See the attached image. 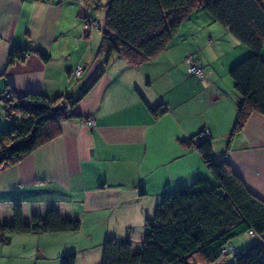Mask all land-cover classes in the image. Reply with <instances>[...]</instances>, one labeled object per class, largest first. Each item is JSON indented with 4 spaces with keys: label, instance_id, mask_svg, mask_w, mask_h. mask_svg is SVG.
<instances>
[{
    "label": "crops",
    "instance_id": "0c3cea01",
    "mask_svg": "<svg viewBox=\"0 0 264 264\" xmlns=\"http://www.w3.org/2000/svg\"><path fill=\"white\" fill-rule=\"evenodd\" d=\"M83 7L77 0H0V97L7 89L76 97L102 69L71 108L79 116L60 119L57 137L0 168V220L9 219L12 204L19 203L25 219L54 207L62 216L79 218L80 228L75 235L14 233L0 244L7 264H59L66 251L75 253L74 264H88L106 237H123L127 230L137 249L159 196L209 177L196 148L180 143L201 129L213 158L226 157L248 190L264 200V116L251 112L228 138L237 102L224 69L230 60L214 58L204 71L192 59L204 77L191 74L183 60L190 34L181 24L179 41L152 59L132 65L112 55L103 66L100 32L82 30ZM216 30L215 37L221 33ZM12 45L36 46L49 59L30 53L7 64ZM77 66L82 72L72 78L69 72ZM159 104L162 112L155 118L149 107ZM7 122L0 101V127Z\"/></svg>",
    "mask_w": 264,
    "mask_h": 264
},
{
    "label": "trees",
    "instance_id": "16d2710c",
    "mask_svg": "<svg viewBox=\"0 0 264 264\" xmlns=\"http://www.w3.org/2000/svg\"><path fill=\"white\" fill-rule=\"evenodd\" d=\"M81 1L90 7L101 0ZM194 9L208 12L213 22L249 51L228 68L237 96L230 139L251 112L264 116V0H105L98 52L103 66L112 55L140 65L171 44ZM85 16L89 15L82 18ZM95 26L99 28V24ZM30 53L43 61L49 59L36 46L12 45L7 64L23 61ZM101 72L102 69L76 97H49L38 91L16 95L7 89L12 93L8 99L2 98L8 122L0 127V168L21 161L57 137L61 131L59 120L79 116L71 108ZM160 106L149 107L153 117L161 114ZM199 132L180 143L196 148L209 177H197L189 184L163 192L153 213L144 220L137 249H133L130 230L123 237H106L101 243L99 264H218L224 260L231 264H264V200L248 190L226 157L218 161L213 158L208 134L195 140ZM79 228V218L62 216L54 207L31 213L25 219L21 205L13 203L11 217L0 220V244H7L14 233L77 232ZM246 238L257 240L249 246L238 243ZM58 259L59 264H74L75 253H64Z\"/></svg>",
    "mask_w": 264,
    "mask_h": 264
},
{
    "label": "rangeland",
    "instance_id": "374dc122",
    "mask_svg": "<svg viewBox=\"0 0 264 264\" xmlns=\"http://www.w3.org/2000/svg\"><path fill=\"white\" fill-rule=\"evenodd\" d=\"M77 1L80 2L84 6L83 8L86 11L85 15H89L90 18L94 19L96 21V23L99 24V28L98 27L96 28L95 26L92 27V28H94L93 30L96 31V33H99L100 32L99 30L103 24L105 0H101L97 6L93 5L90 7H85L83 1H81V0H77ZM200 1H203V0H200ZM82 20H84V18H82ZM182 26L190 34V36L187 39L188 42H186L187 51L183 55L184 56L183 60L186 61L185 56L190 57L191 60L192 59L194 61L197 60L196 62H199V64L204 69V71H206L207 69H209L211 67V63L214 61L213 60L214 58H218L220 56H223V62H227L228 60H230L228 63H224V64H228L224 68L227 72L228 68L232 64H234L235 62H237L241 58L245 57L246 54H248V52H249L246 46H244L243 44H240V42H238L235 38H231L232 36H230L228 33L223 32L224 31V30H222L223 28L218 23L213 22L210 15L208 14V12H206L203 9H198V10L194 9V10L190 11L187 14V17H185V19L183 20ZM87 27H89V26H87ZM217 28L220 30L221 33H218L217 36L215 37V34L217 32V30H216ZM84 31H86V30L84 29ZM177 37L174 38L173 42L176 39L177 40L175 42L179 41V39ZM231 39H233L232 42H230ZM180 45H183V44H177V48H179ZM240 49H243V51H244L243 54L242 53L239 54ZM184 52H185V49H184ZM226 53H230V54H226ZM241 54H242V56H240ZM232 57H233V59L231 60ZM214 65L216 66V64H214ZM187 68H188V64H187ZM76 71L78 72L77 76H79L82 72L81 67L77 66L76 68L72 69L69 72V74L72 76L73 75L75 76ZM204 71H203V73H204ZM220 72H221V70H220ZM227 76L229 77L228 74H227ZM226 79L229 83H231L230 78H226ZM10 91L9 92H8V90L3 91L2 96L0 97V101H1L2 105L6 106V104L4 102H2V101H4V100H2V98L3 99L10 98V95L12 93ZM3 114H4V112H3ZM4 116H5V114H4ZM71 234L75 235L72 232H69V235H71ZM256 240L257 239H254V238H249V239L246 238V239H241L239 242H241L242 245L249 246L251 243L255 242ZM92 246H95V244ZM237 247H239V246L237 245L236 247H233V248L236 250V249H238ZM99 249L101 250V248H99ZM67 253H69V252L66 251L65 254H67ZM93 253H95V252L92 250L88 264H99L98 259L100 257V254L99 253L93 254ZM97 254H98V258L96 259ZM7 262H4V261H2V259H0V264H7ZM218 264H231V263H230V260H224L220 263L218 262Z\"/></svg>",
    "mask_w": 264,
    "mask_h": 264
},
{
    "label": "built area",
    "instance_id": "2783aa9c",
    "mask_svg": "<svg viewBox=\"0 0 264 264\" xmlns=\"http://www.w3.org/2000/svg\"><path fill=\"white\" fill-rule=\"evenodd\" d=\"M83 25H82V30L84 31V29L86 30V29H89V28H91V29H94V28H92V27H94L95 25H96V23L94 22V21H91L90 20V18H89V16H85V19L83 20V23H82ZM87 26H89V27H87ZM96 27V26H95ZM187 64H188V71L191 73V74H193V75H195V76H197V77H203V71H202V68L200 67V66H198V65H196L190 58H187ZM76 68V67H75ZM78 75V72L76 71L75 72V76L73 75H71L72 76V78H74V77H78L77 76ZM86 122H87V125H92L93 124V121L91 120V119H86ZM205 137H207V132H206V129H202L197 135H196V138H195V140L197 139H202V138H205ZM226 252V251H225Z\"/></svg>",
    "mask_w": 264,
    "mask_h": 264
}]
</instances>
